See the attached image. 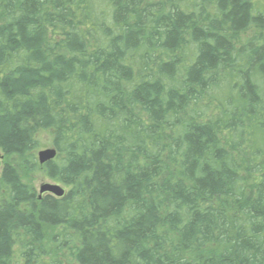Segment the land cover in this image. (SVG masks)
Listing matches in <instances>:
<instances>
[{
    "label": "trees",
    "instance_id": "16d2710c",
    "mask_svg": "<svg viewBox=\"0 0 264 264\" xmlns=\"http://www.w3.org/2000/svg\"><path fill=\"white\" fill-rule=\"evenodd\" d=\"M0 152V264H264V0H0Z\"/></svg>",
    "mask_w": 264,
    "mask_h": 264
},
{
    "label": "rangeland",
    "instance_id": "374dc122",
    "mask_svg": "<svg viewBox=\"0 0 264 264\" xmlns=\"http://www.w3.org/2000/svg\"><path fill=\"white\" fill-rule=\"evenodd\" d=\"M52 136L53 135L50 131H41L38 134V139L40 141L41 147L39 150H36L34 152V155L36 156L37 160H39V152L41 150L54 148L53 143H52ZM10 161H12V157L3 156L2 158H0V170H2L3 165L5 163L10 162ZM23 176L25 177L26 181L31 182L36 187L38 192L42 185L46 183L54 184L50 179H48L45 176V173L43 171H38L36 173H28L26 171V172H23ZM60 186L65 191L67 190V188H65L64 186L62 185ZM56 233H57V229H52L50 231H47L48 239H51V235L53 236ZM47 247L49 251L51 252L52 258L60 260L63 264H77L70 249L64 250V251H57L55 246L53 247L51 240L48 241Z\"/></svg>",
    "mask_w": 264,
    "mask_h": 264
},
{
    "label": "water",
    "instance_id": "95a60500",
    "mask_svg": "<svg viewBox=\"0 0 264 264\" xmlns=\"http://www.w3.org/2000/svg\"><path fill=\"white\" fill-rule=\"evenodd\" d=\"M57 155V150L55 148L45 149L41 150L39 152V162L41 164L46 163L47 161H50L54 159ZM2 157V154L0 152V158ZM1 174V170H0ZM44 193L53 194L57 197H61L64 195L65 191L64 189L58 185V184H49L46 183L40 187L39 194L42 196Z\"/></svg>",
    "mask_w": 264,
    "mask_h": 264
}]
</instances>
